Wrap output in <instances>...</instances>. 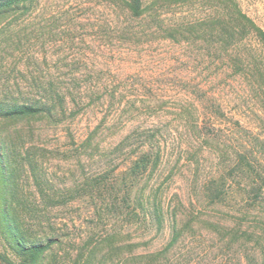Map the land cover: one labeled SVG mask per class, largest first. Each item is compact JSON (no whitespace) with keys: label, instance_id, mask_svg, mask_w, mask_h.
I'll return each mask as SVG.
<instances>
[{"label":"rangeland","instance_id":"1","mask_svg":"<svg viewBox=\"0 0 264 264\" xmlns=\"http://www.w3.org/2000/svg\"><path fill=\"white\" fill-rule=\"evenodd\" d=\"M205 1L212 13L218 0ZM237 1L264 29V0ZM112 19L108 0H40L0 22V103L39 95L34 79L108 93L61 124L0 118V139L21 152L8 158L25 166L26 235L57 239L46 264H264V45L232 67L208 48L197 60L169 41L132 44ZM119 100L123 120L113 118ZM188 100L223 139H162L175 147L155 177L166 211L158 227L129 214L120 182L132 154L111 150L158 122L180 129ZM211 188L224 194L213 200ZM0 253L22 263L1 229Z\"/></svg>","mask_w":264,"mask_h":264},{"label":"trees","instance_id":"2","mask_svg":"<svg viewBox=\"0 0 264 264\" xmlns=\"http://www.w3.org/2000/svg\"><path fill=\"white\" fill-rule=\"evenodd\" d=\"M39 1L0 0V22L10 16L28 14ZM108 3L112 9L114 32L129 39L132 44L169 41L186 47L197 60L204 58V51L208 48V54L222 58L232 67L238 63L244 65V59L250 56L254 58L257 49L252 48L253 42L264 45V29L243 11L237 0H218L213 5L214 11L209 14L204 9L205 0H108ZM134 22L141 24V29L134 27ZM243 50L245 54H242ZM34 81V86L40 88L39 95L22 98L24 101L11 97L12 103H0L1 119L11 122L46 119L50 124H61L108 94L92 91L93 95H88L78 90H64L61 83L52 80ZM109 96L114 100L118 98L114 90ZM86 100L90 101L87 103ZM117 104L119 109L115 108L113 118L123 120L122 116L130 111L129 107L120 100ZM71 106L75 111L68 114V111H73ZM177 110L178 117L184 121L180 129L158 122L142 131L136 129L111 150L112 153L127 151L132 154L120 182L129 214L145 221L152 220L158 227L164 224L166 211L164 195L155 177L165 167L171 147H175L162 139H223L214 123H203V114L194 100H188ZM174 131L179 137H171ZM97 132L94 130L88 135L84 147H92ZM20 153L16 147L9 146L8 141L0 139V229L5 233L12 251L22 259L21 264H46L57 239H31L26 235L25 214L31 218L33 208L24 203V207L21 206L20 201L28 198L25 189L20 187L22 184H19L25 166H14L15 159H11ZM7 154L11 157L8 158ZM31 168L34 170V167ZM39 180L37 178V183H40ZM211 191L214 192L211 195L213 200L224 194L217 188H211ZM174 233L169 245L178 239L176 228ZM0 260L9 264L2 253Z\"/></svg>","mask_w":264,"mask_h":264}]
</instances>
